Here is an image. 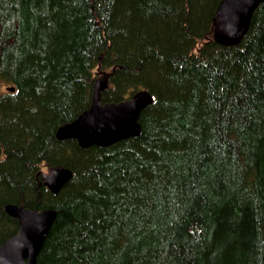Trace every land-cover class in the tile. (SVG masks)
Returning a JSON list of instances; mask_svg holds the SVG:
<instances>
[{
	"label": "trees",
	"instance_id": "16d2710c",
	"mask_svg": "<svg viewBox=\"0 0 264 264\" xmlns=\"http://www.w3.org/2000/svg\"><path fill=\"white\" fill-rule=\"evenodd\" d=\"M219 1L0 0V242L17 203L56 209L35 264H264V0L234 45ZM105 73L102 101L154 96L141 133L57 139Z\"/></svg>",
	"mask_w": 264,
	"mask_h": 264
},
{
	"label": "water",
	"instance_id": "95a60500",
	"mask_svg": "<svg viewBox=\"0 0 264 264\" xmlns=\"http://www.w3.org/2000/svg\"><path fill=\"white\" fill-rule=\"evenodd\" d=\"M261 1L220 0L212 17L213 39L222 45L239 43L248 29L254 9ZM107 82L106 76L96 78L90 107L81 111L74 120L59 126L57 139H76L82 147H104L141 133L139 114L143 107L153 101V95L142 88L127 99L102 104L99 100L101 90L107 86ZM41 177L43 184L52 193H57L72 177V171L56 164L42 171ZM4 209L7 214L17 218L19 227L14 234L0 242V264H35L55 220L56 209H36L17 203H7Z\"/></svg>",
	"mask_w": 264,
	"mask_h": 264
},
{
	"label": "bare ground",
	"instance_id": "6f19581e",
	"mask_svg": "<svg viewBox=\"0 0 264 264\" xmlns=\"http://www.w3.org/2000/svg\"><path fill=\"white\" fill-rule=\"evenodd\" d=\"M176 1H177V0H176ZM178 1H179V0H178ZM173 3H175V2L173 1ZM169 4H170V3H169ZM178 4H179V3H178ZM176 5H177V4H176ZM169 7H170V6H169ZM189 7H190V6H189ZM171 10H173V9H171ZM179 10H180V9H179ZM188 12H189V10H188ZM95 81H96V78L94 79L93 85H94ZM108 84H109V81L107 82V86H106V87H108ZM9 86H10V85H9ZM106 87H105V88H106ZM92 94H93V86H92ZM127 98H128V97L123 98L122 100L127 99ZM153 98H154V96H153ZM99 100H100V102H101L102 104L106 102V101H102V100H101V97H100ZM91 101H92V96H91ZM91 101H90V104H91ZM120 101H121V100H120ZM82 103H83V102H82ZM90 104H89V106H88L87 108H85V109H88V108L90 107ZM81 107H82V106H81ZM143 108H144V107H143ZM143 108H142V109H143ZM85 109H83V110H85ZM142 109H141V110H142ZM209 109H210V108H209ZM140 112H141V111H140ZM76 117H77V116H75L74 118H72V120H74ZM64 119H65V118H64ZM138 119H139V118H138ZM72 120H70V121H72ZM70 121H68V122H70ZM68 122H64L63 124L68 123ZM63 124H61V125H63ZM61 125H59V126H61ZM59 126H58V127H59ZM58 127H57V128H58ZM56 130H57V129H56ZM55 135H56V131H55ZM129 137H130V136H129ZM67 139H70V138H67ZM77 142H78V141H77ZM78 144H79V143H78ZM79 145H80V144H79ZM80 146H81V145H80ZM106 146H107V145H106ZM81 147H82V146H81ZM83 148H85V147H83ZM71 171H72V170H71ZM70 179H71V178H70ZM64 184H65V183H64ZM64 184H63V185H64ZM63 185H62V186H63ZM58 192H59V191H58ZM140 235H141V234H140ZM259 235H260V234H259ZM119 245H120V244H119ZM164 255H165V254H164ZM163 257H164V256H163ZM166 264H167V263H166Z\"/></svg>",
	"mask_w": 264,
	"mask_h": 264
}]
</instances>
